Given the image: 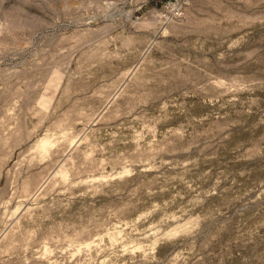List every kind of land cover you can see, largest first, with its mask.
I'll list each match as a JSON object with an SVG mask.
<instances>
[{
  "label": "rangeland",
  "instance_id": "374dc122",
  "mask_svg": "<svg viewBox=\"0 0 264 264\" xmlns=\"http://www.w3.org/2000/svg\"><path fill=\"white\" fill-rule=\"evenodd\" d=\"M0 264H264V0H0Z\"/></svg>",
  "mask_w": 264,
  "mask_h": 264
}]
</instances>
